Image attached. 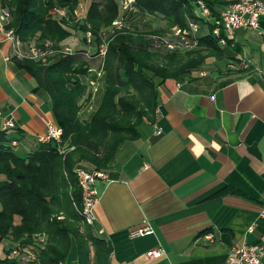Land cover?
<instances>
[{
    "label": "crops",
    "instance_id": "0c3cea01",
    "mask_svg": "<svg viewBox=\"0 0 264 264\" xmlns=\"http://www.w3.org/2000/svg\"><path fill=\"white\" fill-rule=\"evenodd\" d=\"M5 28L0 132L11 119L16 128L6 135L23 137L16 150L24 154L55 121L50 98L16 65L27 47ZM224 36L223 56L161 84L154 121L145 120L139 138L120 146L107 179L97 181L95 215L112 246L108 264H228L232 247L264 245V36L243 29ZM93 102L94 95L88 113ZM144 227L153 233L131 235ZM158 247L161 256H146ZM64 264H77L75 249Z\"/></svg>",
    "mask_w": 264,
    "mask_h": 264
},
{
    "label": "trees",
    "instance_id": "16d2710c",
    "mask_svg": "<svg viewBox=\"0 0 264 264\" xmlns=\"http://www.w3.org/2000/svg\"><path fill=\"white\" fill-rule=\"evenodd\" d=\"M82 1L0 0L11 15L6 29H13L23 45L45 49L49 41L57 52L46 61L22 57L15 62L50 98L55 124L62 129L58 140L24 154L16 150L23 137H8L11 129L0 132V264H64L73 249L77 264H108L112 246L100 236L97 222L88 224L81 215L74 169L107 171L120 146L139 138L145 120L154 121L161 84L187 78L208 57L224 54V46L211 33V21L194 14V0H135L127 15L121 14L118 0H91L80 17ZM205 2L211 17L218 18L224 1ZM55 7L66 15H54ZM138 17L146 21L140 25ZM119 18L122 25L112 26ZM155 18L163 24L155 27ZM188 20L200 24L195 48L168 50L158 44L157 36L174 26L187 27ZM77 33L84 47L62 53L61 43ZM103 41L107 51L97 63L103 72L100 96L96 107L83 116L92 94L85 80L90 62L80 54L97 57ZM237 60L242 66L243 59ZM5 239L15 246L4 247Z\"/></svg>",
    "mask_w": 264,
    "mask_h": 264
},
{
    "label": "built area",
    "instance_id": "2783aa9c",
    "mask_svg": "<svg viewBox=\"0 0 264 264\" xmlns=\"http://www.w3.org/2000/svg\"><path fill=\"white\" fill-rule=\"evenodd\" d=\"M196 8L194 14L197 17L208 19L211 21V33L217 37L220 45H225L227 39L224 35L232 37L234 30L243 29L257 31L264 36V31L259 29V19L264 15V0H223L224 5L219 12L218 18L211 17V8L205 2V0H194ZM121 14L131 13L135 7V0H118ZM54 15L65 16L66 11L63 8L55 7L51 10ZM11 18L10 12L0 6V26L2 29L6 26ZM122 22L119 19L113 21L112 26H121ZM200 24L188 20V26L180 28L177 26L172 27L165 34L156 37L158 44L162 45L168 50H187L193 49L197 46L198 39L197 33ZM7 36L15 43L21 44L20 39L14 33L13 29H6ZM88 41H90L91 33H86ZM62 53H72V50L68 46H64ZM107 51V41H103L99 47V54L97 57H103ZM55 53L53 49H50V43L46 42L45 49L30 44L27 46L25 53H19V57H27L34 60L46 61L47 57ZM248 60L243 59L242 66H246ZM244 64V65H243ZM244 66V67H245ZM103 76L101 70L96 72L94 79L90 80V85L95 87L98 85L99 78ZM15 127L14 122L9 119L4 121L3 129H12ZM157 134L161 133V130L157 128ZM62 134V129L54 123H50L46 132L39 137L38 141L41 144L48 143L51 140H58ZM16 145V142H13ZM77 177L78 185L81 189L82 196V209L81 215L84 217L88 224H94L97 222L95 215V206L98 201L99 191L96 188L98 180L107 179V175L102 170H87L79 167L74 169ZM264 215V211L262 213ZM153 233L150 227L139 228L132 231V236H142ZM17 250L13 251V255H17ZM164 253L162 247L153 248L146 252V256L149 258H157ZM264 245L261 244H249L242 243L239 246H234L228 257V264H264Z\"/></svg>",
    "mask_w": 264,
    "mask_h": 264
},
{
    "label": "rangeland",
    "instance_id": "374dc122",
    "mask_svg": "<svg viewBox=\"0 0 264 264\" xmlns=\"http://www.w3.org/2000/svg\"><path fill=\"white\" fill-rule=\"evenodd\" d=\"M90 1L91 0H83L82 2H81V5H80V7H79V9H78V13H79V16L80 17H83L84 15H85V13H86V7H87V4H89L90 3ZM136 19H138V21H139V24L140 25H142V23H144L145 21H146V19L143 21H141V18L140 17H138V18H136ZM152 24L156 27V26H160L161 24H163V22L160 20V19H157L156 20V18L155 19H153V22H152ZM74 38L75 39H73L72 38V40H71V42H69V43H62L61 45H64V46H68V47H70L71 48V50H72V52H78V51H80L81 49H82V47H84V45H83V39H82V35L81 34H79V33H77L75 36H74ZM81 56H85L88 60H89V62H90V70H89V74H88V76L85 78V80L87 81V83H88V85H89V88H90V90H91V94H92V96L94 95V102H93V104H97V101H98V99H99V96H100V89H101V85H102V80H103V78L101 79V78H99V85H97V87L96 88H94V87H92L91 85H90V80L91 79H94L95 78V76H96V72L97 71H99V69H98V67H97V63H99V58L98 57H93V58H91V56L92 55H89L88 53H82V54H80ZM83 79H84V77H83ZM96 89V90H95ZM88 112H87V105H84V107H83V109H82V115L84 116V115H86ZM21 152V151H20ZM19 152V153H20ZM22 153V152H21ZM2 245H4V247H6V248H12V247H14L15 246V244L14 243H12L10 240H8V239H5V240H3V242H2Z\"/></svg>",
    "mask_w": 264,
    "mask_h": 264
},
{
    "label": "bare ground",
    "instance_id": "6f19581e",
    "mask_svg": "<svg viewBox=\"0 0 264 264\" xmlns=\"http://www.w3.org/2000/svg\"><path fill=\"white\" fill-rule=\"evenodd\" d=\"M8 11H9V10H8ZM6 25H7V24H6ZM48 42H49V41H48ZM62 43H63V42H62ZM62 43H61V44H62ZM55 53H57V52H55ZM49 56H50V55H49ZM29 59H30V58H29ZM15 128H16V127H15ZM13 142H14V141H13ZM18 144H19V143H18ZM20 147H21V146H20ZM78 186H79V185H78Z\"/></svg>",
    "mask_w": 264,
    "mask_h": 264
}]
</instances>
